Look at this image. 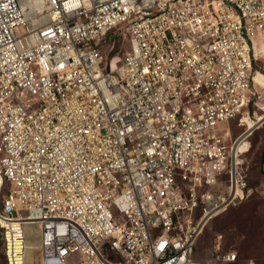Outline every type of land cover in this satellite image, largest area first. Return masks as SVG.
I'll use <instances>...</instances> for the list:
<instances>
[{
	"label": "built area",
	"instance_id": "2783aa9c",
	"mask_svg": "<svg viewBox=\"0 0 264 264\" xmlns=\"http://www.w3.org/2000/svg\"><path fill=\"white\" fill-rule=\"evenodd\" d=\"M261 43L264 0H0L6 263L29 264L34 228L40 264H203L205 230L252 193Z\"/></svg>",
	"mask_w": 264,
	"mask_h": 264
},
{
	"label": "rangeland",
	"instance_id": "374dc122",
	"mask_svg": "<svg viewBox=\"0 0 264 264\" xmlns=\"http://www.w3.org/2000/svg\"><path fill=\"white\" fill-rule=\"evenodd\" d=\"M118 36L110 34L103 38L100 44L104 48L110 47L117 42ZM129 44L125 39H120L114 52L110 53L109 59L120 67ZM264 74V62H262ZM252 115L256 121L258 114L264 115V87L258 88V93L253 103ZM262 109V110H261ZM244 128L239 127L237 122L232 125L234 138L238 137ZM250 151L245 155V178L249 182L252 193L240 206L233 208L216 218L210 223L199 241L197 260L203 264H221L212 260L213 245L218 236H222L224 249L233 250L239 256L236 264H264V124L253 132L249 138ZM3 189L0 196V207L9 190L7 181L2 182ZM40 252L35 253L36 264H39ZM0 264H7L4 254V244H0Z\"/></svg>",
	"mask_w": 264,
	"mask_h": 264
},
{
	"label": "bare ground",
	"instance_id": "6f19581e",
	"mask_svg": "<svg viewBox=\"0 0 264 264\" xmlns=\"http://www.w3.org/2000/svg\"><path fill=\"white\" fill-rule=\"evenodd\" d=\"M256 53L257 54L263 53V56H264V46H262V43H261V47L260 46L256 47ZM256 83L258 85V88L263 89L264 79H256ZM247 119H248L247 122H248V126H249L250 135L256 129H258L260 126H262V124H264V115L261 116L260 114H258V119L256 121L250 120L249 118H247ZM248 145H249V141L243 140L242 142L239 143V148H241L242 150H244L243 152H245V149L248 148ZM28 234H29V248H30L29 253H28V263L29 264H36L35 253L40 248V239L38 238V231L34 228H30L28 230ZM39 258H40V255H39ZM39 264H40V262H39Z\"/></svg>",
	"mask_w": 264,
	"mask_h": 264
},
{
	"label": "trees",
	"instance_id": "16d2710c",
	"mask_svg": "<svg viewBox=\"0 0 264 264\" xmlns=\"http://www.w3.org/2000/svg\"><path fill=\"white\" fill-rule=\"evenodd\" d=\"M257 79H264V74L261 71L258 72ZM0 244H1V234H0Z\"/></svg>",
	"mask_w": 264,
	"mask_h": 264
}]
</instances>
